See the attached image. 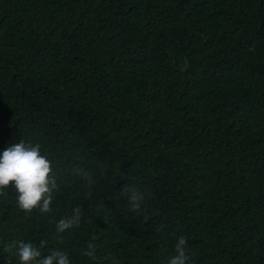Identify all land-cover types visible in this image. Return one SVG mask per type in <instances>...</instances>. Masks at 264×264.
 <instances>
[{
    "label": "trees",
    "instance_id": "16d2710c",
    "mask_svg": "<svg viewBox=\"0 0 264 264\" xmlns=\"http://www.w3.org/2000/svg\"><path fill=\"white\" fill-rule=\"evenodd\" d=\"M20 139L57 172H105L87 199L64 177L47 216L9 187L0 264L41 240L72 264H92L89 241L119 264H167L181 235L188 264H264V0H0V153ZM137 182L147 221L120 195ZM77 205L80 227L57 243Z\"/></svg>",
    "mask_w": 264,
    "mask_h": 264
},
{
    "label": "clouds",
    "instance_id": "9594fccd",
    "mask_svg": "<svg viewBox=\"0 0 264 264\" xmlns=\"http://www.w3.org/2000/svg\"><path fill=\"white\" fill-rule=\"evenodd\" d=\"M54 159L56 158L52 156L51 151L40 141L20 139L19 142L5 147L0 153V196H5L7 189L12 187L17 193L15 203L19 210L25 214H32L35 211L45 216L52 215L54 201L62 193L63 187L68 184V180L64 177H78L87 190L85 197L87 199L97 183V173L94 169L98 168L99 173L105 172L101 162L87 165L80 160L67 161V167L57 172L53 167ZM57 163H60L59 159ZM120 195L126 198L130 211L134 214L143 213L145 221L155 215L145 211L146 200L151 193L143 191L138 182L131 186L125 185ZM83 215V209L77 205L72 208L70 215L63 216L55 222L54 239L57 243L64 242V234L69 230L80 227ZM47 244L48 241L45 240H41L39 245L18 241L15 247L7 245L5 252L12 253L15 250L20 264H72L68 251L60 247L46 251L48 254L43 255ZM81 252L92 264H106L107 261H111V264H119L111 255L99 256L93 241L87 242ZM174 253L168 258L167 264H188L191 257L187 237L181 235L177 238Z\"/></svg>",
    "mask_w": 264,
    "mask_h": 264
}]
</instances>
